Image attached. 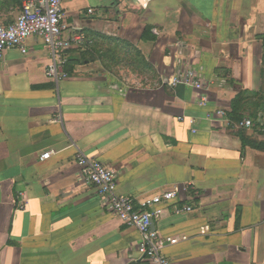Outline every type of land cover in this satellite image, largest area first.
Listing matches in <instances>:
<instances>
[{
	"label": "crops",
	"instance_id": "1",
	"mask_svg": "<svg viewBox=\"0 0 264 264\" xmlns=\"http://www.w3.org/2000/svg\"><path fill=\"white\" fill-rule=\"evenodd\" d=\"M23 2L0 0V24ZM63 7L91 41L67 52V78L46 76L38 36L0 62V264H150L138 230L85 178L78 148L136 199L195 184L181 194L193 211L176 214L174 202L154 219L179 239L165 248L170 264H264V148L253 145L264 143V0ZM189 69L203 89L170 84ZM245 118L252 128L240 127Z\"/></svg>",
	"mask_w": 264,
	"mask_h": 264
},
{
	"label": "built area",
	"instance_id": "2",
	"mask_svg": "<svg viewBox=\"0 0 264 264\" xmlns=\"http://www.w3.org/2000/svg\"><path fill=\"white\" fill-rule=\"evenodd\" d=\"M141 6H148L153 0H135ZM64 0H24L18 19L8 25L0 24V62L5 54L12 48L27 53V40L33 36L41 37L46 44L50 61L46 68V76L59 84L68 77L66 71L67 52L72 48H84L91 44L90 39L81 30H76L69 23L63 7ZM94 13L93 8L88 9ZM174 87L180 85L194 89H203L196 71L189 69L173 78L170 83ZM208 97L202 96L200 105L206 104ZM217 115L225 116L226 111L219 109ZM180 120L185 117L180 116ZM192 130H197V120L189 118ZM252 119L245 118L240 122L241 128H252ZM52 151L42 154L41 159L49 158ZM77 163L88 180L104 197L111 211L118 217L123 225L133 227L140 234L137 246L140 258L150 264H170L165 254V248L169 244H175L178 238L164 237L158 230L152 228V221L163 215L174 202H180L174 209L176 214L189 213L194 210L193 205L183 202L182 192L195 188L193 182L185 187L174 186L172 189L153 194L149 198L136 199L130 195L121 193L118 188L116 171L101 160L87 155L78 148ZM24 208L23 205H21ZM183 236L182 239H186Z\"/></svg>",
	"mask_w": 264,
	"mask_h": 264
},
{
	"label": "trees",
	"instance_id": "3",
	"mask_svg": "<svg viewBox=\"0 0 264 264\" xmlns=\"http://www.w3.org/2000/svg\"><path fill=\"white\" fill-rule=\"evenodd\" d=\"M238 135L240 136V138L242 139V141H243V144H244V146L245 145H247V144H253L252 142H251V140L250 139H248V137L246 136V134L244 133V131L243 130H240L239 132H238ZM254 146H256V147H259V148H264V143H256V144H253Z\"/></svg>",
	"mask_w": 264,
	"mask_h": 264
},
{
	"label": "water",
	"instance_id": "4",
	"mask_svg": "<svg viewBox=\"0 0 264 264\" xmlns=\"http://www.w3.org/2000/svg\"><path fill=\"white\" fill-rule=\"evenodd\" d=\"M152 228L155 229V221H152Z\"/></svg>",
	"mask_w": 264,
	"mask_h": 264
}]
</instances>
